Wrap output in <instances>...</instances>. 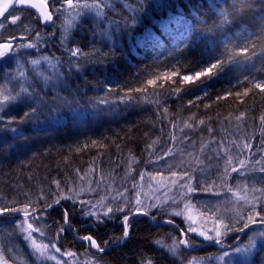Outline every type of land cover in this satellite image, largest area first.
Wrapping results in <instances>:
<instances>
[{
  "label": "trees",
  "instance_id": "1",
  "mask_svg": "<svg viewBox=\"0 0 264 264\" xmlns=\"http://www.w3.org/2000/svg\"><path fill=\"white\" fill-rule=\"evenodd\" d=\"M45 1L53 16L50 28L20 7L11 12L20 19L5 20L0 28V42L15 39L14 52L25 66L47 57L62 79L54 91L30 79L33 101L0 116V242L6 261L10 241L2 227L24 218V209L44 241L77 255L82 264H192L219 254L160 210L133 216L136 210L126 208L98 223L82 216L79 203L46 205L58 198L57 182L64 195L99 182L100 195L107 185L109 195L119 189L132 198L140 174L155 166L148 163L149 154L155 161L164 148H174L172 156L191 151L193 168L211 170L204 188L224 183L227 189L235 176L264 174V92L255 87L264 84V0H72V6L87 4L94 11L67 29L60 18L67 0ZM27 44L37 46H22ZM201 70L205 74L196 77ZM185 75L193 81H183ZM149 79L156 83L148 85ZM185 135L190 140L183 143L171 138ZM201 143L209 145L204 152ZM218 145L233 152L221 183L211 151ZM253 190L260 211L264 189ZM98 198L85 192L77 199ZM124 215L129 216L127 237ZM243 222L222 245L242 244L252 226L264 231L260 217L247 228ZM87 235L97 241L96 251L83 239ZM250 264H264V243Z\"/></svg>",
  "mask_w": 264,
  "mask_h": 264
},
{
  "label": "rangeland",
  "instance_id": "2",
  "mask_svg": "<svg viewBox=\"0 0 264 264\" xmlns=\"http://www.w3.org/2000/svg\"><path fill=\"white\" fill-rule=\"evenodd\" d=\"M93 11V9L84 6H66L60 14V18L64 20V29H67L69 24L79 18L84 12L92 13ZM36 60L38 63L33 64L31 62L28 66H25L20 60L18 53L14 51L7 58L0 60V116L8 108L20 104L28 105L33 101L32 94L30 93V79L34 78L45 91L48 89L54 91L60 85L62 79L55 63L48 59L43 60L42 58ZM215 147H217L220 155L217 156L215 152H212L215 155L212 163L214 165L215 176L220 179L221 183L225 180L223 175L225 160L229 155L232 157L233 152L229 153V149L225 146L220 147L218 145ZM189 153H191V156H189ZM181 159L185 161L183 167H175L171 170L165 168L166 161L179 164ZM193 165L194 155L191 151L183 152V155H181V152L177 153L159 164L160 171L158 177L167 178L163 182L170 183L173 179L171 171H177L178 175H182L184 168H188L189 166L193 168ZM154 168L155 166L151 167L149 172L145 173L144 180H139L140 182L131 200L133 208L136 210V192H139L140 196L138 198L143 202V206L140 207L138 213L147 211L150 214L159 210L165 212L169 216L181 220L187 232L195 236L201 243L214 244L224 248L219 254H215L210 258L195 260L192 264H250L253 253L264 243V231L260 232L257 229L253 231L252 226V231L246 236L245 242L230 246V244L222 245L221 242L231 231L217 239L214 237V229L221 227V230H223L220 220H223V223L227 224L239 213L243 221L245 214H250L248 206L245 205L242 198L247 197L249 200L256 198L253 187L259 185V187L264 189V174L251 175L244 178L235 176L231 179L227 189L223 183L217 189H213L212 186L205 187L210 190L204 191L203 188L209 183L212 171L208 170L205 172V176L209 179L207 183H201L199 186L196 184V180L200 178V172H198V175H194V179L192 180L193 187L196 190L194 192H187V188L185 187L183 192L187 194L188 199L178 196L173 201L169 197L175 195L177 185H173L171 191L167 187L158 186L157 182L150 180L147 175L148 173L156 175L157 173L154 171ZM229 188L231 191H228ZM153 203H157L160 206L156 208L148 207ZM186 205H188L187 208ZM257 207L258 199H256ZM175 211H181L184 215H174ZM188 215H191L193 220L186 219ZM29 223L30 221L24 217L9 221L7 227H2L3 238L10 241V243L8 244V249L6 248V255L9 261H6L0 242V264H82L77 255L70 252L56 251V246L53 247L52 244L44 241L37 231L28 230L27 225ZM238 224L235 223L234 226ZM190 225L197 229L196 233L188 231ZM200 231L206 232L208 235L213 236V238L206 239L200 236L198 234ZM29 233H31L30 239H26ZM33 241L37 246L47 245V248H42L41 252H37L33 247ZM49 257H55V259H49Z\"/></svg>",
  "mask_w": 264,
  "mask_h": 264
},
{
  "label": "snow or ice",
  "instance_id": "3",
  "mask_svg": "<svg viewBox=\"0 0 264 264\" xmlns=\"http://www.w3.org/2000/svg\"><path fill=\"white\" fill-rule=\"evenodd\" d=\"M68 5L72 6V0H67ZM30 3V0H28V2L26 4ZM25 5V4H24ZM14 6H16L15 4V0H12L11 4H6V11L3 13L2 16L0 17H6V14H8L9 16H11V23L15 24L18 19H20L19 16L16 15H12V13L10 12V9H12ZM33 8H36L37 5L36 4H32L31 5ZM89 5H84V7H88ZM41 8L43 7V5L40 6ZM42 15L45 21H51L53 18L50 14H48L47 12H43L42 11ZM4 27L3 21H0V28ZM23 47H27V48H34L37 45L36 44H27V45H22ZM13 49V45L11 42L6 43V44H0V56H3L4 54L8 53L9 51H11ZM73 54L76 55V51H73ZM43 60H47V57H42ZM33 64L38 63L37 60H33L32 61ZM211 68L215 69L217 68L216 64H212ZM210 72V70H207ZM205 74V70H201V71H197L196 72V77H200L202 75ZM212 75H214L215 73H211ZM172 75H175V73H173ZM165 77L166 78H170L168 76L167 73H165ZM193 77L192 76H188L185 75L183 76V81L185 82H192L193 81ZM156 83V80L153 79H149L147 81L148 85H154ZM256 88H259L262 92H264V84L261 83H257L255 85ZM177 91H179V89H177ZM245 95H247V91H245L244 93ZM237 95L239 96L240 94L237 93ZM261 120H264V117H261ZM201 124L204 123V121H200ZM186 128L191 129L192 125L191 124H186L185 125ZM209 131H212L211 128H209ZM173 140H178L180 143H183V140L185 139H189V137H187L186 135L183 138H177L176 136H172L171 137ZM192 143L194 144L195 141H192ZM231 143H235V142H231ZM93 145H95V141H93ZM208 144L207 143H201V147H200V151L204 152L205 149L208 148ZM151 147V145L149 146ZM220 147H223V145H220ZM239 147V146H237ZM243 147H248V145H244ZM243 149H241L242 151ZM175 149L174 148H164L162 149V154H158L157 158L155 161H153L151 159V153L149 154V160L148 163H153L155 165L154 171L157 173L156 175L152 174V173H148V177L150 180H154L157 182V185L160 187H167L169 191H171V188L173 185H177V190L174 196L169 197L170 199H172L173 201H175L176 197L178 196H183V199H188V196L186 193L183 192V189L186 187L187 188V192H194L196 190L195 187H193L192 184V180L194 179V174L199 171L200 172V178H198L196 180V184L197 186H199L201 183H206L207 182V177L205 176V172L207 171L206 168H200V169H195L192 168L191 166H189L188 168H184L183 170V174L182 175H178L177 171H171V176H172V180L170 183H164L163 181H166L167 178H159L158 174L160 171V166H159V161L164 159L165 156H172L174 154ZM181 151V155H183V150ZM212 152H215L217 154V156L220 155V152L218 151L217 147H212L211 148ZM227 154V153H226ZM189 156H191V153H189ZM199 163H202V161H198ZM185 161L183 159H181L179 164L173 163V162H165V168L167 170H171L172 168L175 167H183ZM232 163V157L229 155L228 158L225 160V168H224V177L226 178L228 175V168L227 166L230 165ZM246 163V161L244 160H240V164L243 166ZM190 164V162H189ZM261 171H264V167H261L260 169ZM232 172H236L237 169L235 167H233L231 169ZM145 178V174L141 173L140 174V179L144 180ZM186 181V183H185ZM226 182V180H225ZM93 183V182H90ZM133 189L137 188L138 185H136L135 183L133 184ZM57 193L56 195L58 196V198L55 200L54 204H47L46 206L48 208H52L56 205H59L61 203L62 200H68L71 201L73 203H79L80 205V211L82 213V216L84 217H89V218H94V220L98 223H102L104 221L105 218H112L116 215V213H120V212H125L126 208L127 210H132V203L131 200L132 198L129 197L127 195V192L125 193H121L119 191V189H116L114 191V194L109 195V189L108 186L105 185L104 187V194L100 195L99 189H100V183L99 182H95V187H88V188H80L78 191H72L70 194L68 195H64L63 194V190L60 189V184L59 182H57ZM204 191H209V188H204ZM228 191H231V189L229 188ZM85 192H96L98 195V199L95 201L89 200V201H85V200H78L77 198L81 196L82 193ZM235 195V194H234ZM140 196L139 192H136V199H135V207L137 212H139L140 207L143 206V202L138 198ZM107 199V203H105ZM238 199H240L238 197ZM244 200L245 205L248 206V211L251 212H255V216L253 215H248L247 217V222H243L242 221V217L240 216L239 213H237L236 217H234L232 220H230L229 223L224 224L223 220H220V225L221 227H217L216 229H214L215 231V238L219 239L220 237H222V235L227 234L229 231L234 229V225L235 223H240L243 222V228H247L250 224L256 223V217H260L261 223H264V216L261 215L262 212H264V206L261 207L260 211H255L256 209V198H253L252 200H249L247 197H243L242 198ZM160 205L157 203H153L151 205H149L148 207H152V208H156L159 207ZM188 207V205H186V208ZM25 212V216L28 215L27 209L23 210ZM140 214L142 215H148L149 213L147 211L141 212ZM174 215L177 216H181L184 215L183 212L181 211H175ZM186 219L188 220H193V217L191 215H188L186 217ZM128 221H129V216L128 215H124L123 217V222L125 225L124 228V236L127 237L129 231H128ZM65 222L67 223V210H65ZM169 223H171V221H168ZM27 229L28 230H33V231H39V229H33V225L31 223H29L27 225ZM241 230V229H239ZM63 231V229H62ZM188 231L196 233L197 229L195 227H192L191 225L188 228ZM200 236H203L206 239H211L213 238V236L208 235L206 232L204 231H200L198 233ZM41 235H43V232L41 231ZM31 233H29V236L26 237V239H30ZM84 240L88 241L90 243L91 247H99L97 245V241L95 239H93V237L91 235H87L83 237ZM181 243H187V241H181ZM33 247L37 252H41L42 248H47V245H43V246H37L35 244V242L33 241ZM53 247H55V245H53ZM103 249H101L102 251ZM56 251H59V249L57 248ZM49 259H55V257H49Z\"/></svg>",
  "mask_w": 264,
  "mask_h": 264
},
{
  "label": "water",
  "instance_id": "4",
  "mask_svg": "<svg viewBox=\"0 0 264 264\" xmlns=\"http://www.w3.org/2000/svg\"><path fill=\"white\" fill-rule=\"evenodd\" d=\"M27 2H28V0H15L16 6L18 5L21 8H24V9H27V10L33 12L36 15V17L41 21L43 27L50 28L52 26V24H53V19L51 21H45L44 18H43V15H42V11L43 12H47L48 14L51 15L49 7L46 4V2L44 0H30V3L26 4ZM11 3H12V0H0V16H2L3 13L7 10L5 5L6 4H11ZM32 4H36L37 7L33 8L31 6ZM41 5H43L42 8L40 7ZM13 8H15V6ZM13 8L10 9V12L13 10ZM7 16H8V14H6V17ZM6 17H0V21H4V19ZM19 40H21V39H19ZM14 41L15 40H12V41H9V42L13 43ZM9 42H7V43H9ZM4 44H6V43H4ZM11 52H12V50L9 51L6 54H10ZM134 215L138 216V215H141V214L140 213H135ZM209 245H212V244H209ZM212 246H214L218 250H224V248H221L218 245H214L213 244Z\"/></svg>",
  "mask_w": 264,
  "mask_h": 264
},
{
  "label": "flooded vegetation",
  "instance_id": "5",
  "mask_svg": "<svg viewBox=\"0 0 264 264\" xmlns=\"http://www.w3.org/2000/svg\"><path fill=\"white\" fill-rule=\"evenodd\" d=\"M48 5V4H47ZM49 7V6H48ZM16 8V7H15ZM14 9V8H13ZM50 10V9H49ZM13 11V10H12ZM11 11V12H12ZM51 13V12H50ZM52 15V14H51ZM11 18L12 17H10L9 15L7 16V18L5 19V20H7L8 21V23H11ZM52 18H53V16H52ZM4 20V21H5ZM4 35V33H0V36H3ZM12 40H14V39H9V38H4V40L2 41V42H0V44H4V43H7V42H9V41H12ZM12 45H13V49H12V52L14 51V47H15V41L12 43ZM8 55H10V54H4L3 56H0V60H3V59H5V58H7V56Z\"/></svg>",
  "mask_w": 264,
  "mask_h": 264
},
{
  "label": "bare ground",
  "instance_id": "6",
  "mask_svg": "<svg viewBox=\"0 0 264 264\" xmlns=\"http://www.w3.org/2000/svg\"><path fill=\"white\" fill-rule=\"evenodd\" d=\"M44 1H45V0H44ZM45 2H46V1H45ZM46 4H47V2H46ZM65 6L69 7L68 2H66V5H65ZM15 7H19V6L17 5V6H15ZM20 8H21V7H20ZM6 18H7V17H6ZM6 18H5V19H6ZM5 19H4V20H5ZM39 21H40V20H39ZM40 22H41V21H40ZM41 24H42V23H41ZM42 26H43V25H42ZM44 28H45V27H44ZM19 39H21V38H18L17 40H18V41L23 40V38H22L21 40H19ZM14 40H15V39H14ZM61 83H62V82H60V85H61ZM60 85H59L58 87H60ZM135 213H138V212H135ZM135 213H134V214H135ZM134 214H133V216H136V215H134ZM27 216H28V215H27ZM23 217H26V216L23 215ZM124 228H125V225H124ZM207 245H208V244H207ZM92 249H93L94 251H96V248H95V247H92Z\"/></svg>",
  "mask_w": 264,
  "mask_h": 264
}]
</instances>
